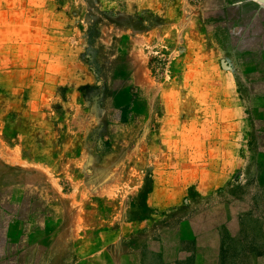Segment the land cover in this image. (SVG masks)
<instances>
[{"label": "rangeland", "instance_id": "374dc122", "mask_svg": "<svg viewBox=\"0 0 264 264\" xmlns=\"http://www.w3.org/2000/svg\"><path fill=\"white\" fill-rule=\"evenodd\" d=\"M0 264H264V2L0 0Z\"/></svg>", "mask_w": 264, "mask_h": 264}, {"label": "crops", "instance_id": "0c3cea01", "mask_svg": "<svg viewBox=\"0 0 264 264\" xmlns=\"http://www.w3.org/2000/svg\"><path fill=\"white\" fill-rule=\"evenodd\" d=\"M258 7V6H257ZM254 19H256L255 17H254ZM251 21H252V18H251ZM250 25H252V23H250Z\"/></svg>", "mask_w": 264, "mask_h": 264}, {"label": "water", "instance_id": "95a60500", "mask_svg": "<svg viewBox=\"0 0 264 264\" xmlns=\"http://www.w3.org/2000/svg\"><path fill=\"white\" fill-rule=\"evenodd\" d=\"M262 2H264V0H261Z\"/></svg>", "mask_w": 264, "mask_h": 264}, {"label": "bare ground", "instance_id": "6f19581e", "mask_svg": "<svg viewBox=\"0 0 264 264\" xmlns=\"http://www.w3.org/2000/svg\"><path fill=\"white\" fill-rule=\"evenodd\" d=\"M78 234V233H77Z\"/></svg>", "mask_w": 264, "mask_h": 264}]
</instances>
